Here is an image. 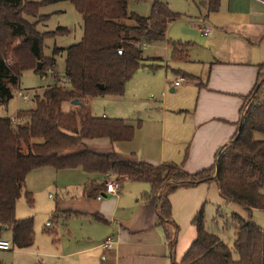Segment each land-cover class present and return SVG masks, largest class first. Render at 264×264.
<instances>
[{
  "label": "trees",
  "instance_id": "obj_1",
  "mask_svg": "<svg viewBox=\"0 0 264 264\" xmlns=\"http://www.w3.org/2000/svg\"><path fill=\"white\" fill-rule=\"evenodd\" d=\"M60 1L70 2L81 15L83 33L76 44L54 47L51 56L46 57L45 39L66 33L67 29L40 32L37 21L29 19L38 16L41 6ZM128 1L0 0V106L12 99L22 72L32 70L45 76L55 64V56H65L63 81L40 93L34 91L30 95L32 109L18 110L14 119L0 118V238L4 230H9L13 247L25 249L33 245V219H17L15 206L22 195L30 206L33 204L26 177L42 167L80 168L90 174H113L117 180L146 182L150 189L142 196L149 198L158 193L161 220L170 218L168 195L174 190L214 181L220 196L238 204L248 215L245 219L236 214L232 217L237 258L216 234L206 230L201 207L192 218L196 238L182 259L172 264H264V229L251 220L253 209L264 210V75L244 99L245 102L251 97L253 104L243 116V102L237 133L206 169L189 174L179 164L124 161L114 152L98 154L86 147L85 141L91 139L106 138L112 143L133 139L141 120L132 124L124 118L94 116L88 100L121 97L127 81L148 59L143 56L145 46L166 41L172 61L187 60L189 43L166 39L167 24L182 15L171 11L167 3L153 0L149 16H139L127 12ZM207 3L210 11L218 9L219 0ZM73 100L78 104L63 112L62 103ZM255 133L263 137L255 138ZM104 188L105 181L95 191L99 193ZM166 236L168 239L167 232ZM174 244V240L170 241L171 250Z\"/></svg>",
  "mask_w": 264,
  "mask_h": 264
},
{
  "label": "crops",
  "instance_id": "obj_2",
  "mask_svg": "<svg viewBox=\"0 0 264 264\" xmlns=\"http://www.w3.org/2000/svg\"><path fill=\"white\" fill-rule=\"evenodd\" d=\"M207 1L191 0L192 9L186 13L170 9L182 16L167 24L166 34L173 23L190 22V25L185 24L182 35L185 39L191 37L183 43H189L187 60H171L174 63L172 72L189 77L190 81L174 85L178 79L166 80L171 86L170 92H175V86H179L176 97L167 98L163 94L165 103L163 101L156 108V115L150 117L149 122L141 120L132 140L115 143L106 138L87 140L85 145L90 151L98 154L114 152L124 161H146L153 165L171 162L193 174L210 167L233 139L244 99L251 93L264 67V0H219L216 11L208 9ZM190 51H195L193 57L189 55ZM122 97L112 98L121 100ZM71 105L63 102L62 111L73 109ZM50 170L56 176L59 172H78V180L62 188L67 191L74 187L78 195L71 196L70 204L68 201L60 204L59 211L70 213L79 220L81 229L86 230H81L85 236L81 237L88 239L87 243L92 242L71 253L77 256L74 261L62 264L179 262L196 238L192 218L201 207L204 212L209 197L216 194L226 204H234L220 196L214 181L202 182L170 193V218L161 220L158 193L149 198L142 196L150 189L148 183L117 180L120 187L115 195L97 199L96 186L113 174H90L80 168L33 170L26 177V188H33L31 176L42 177ZM237 205L234 209H238L241 216L237 213L231 216L247 218V212ZM216 211L220 213L219 205ZM225 227H232L234 237V222L227 221ZM108 237H113V242L109 248L102 249L101 243ZM172 240L175 241L173 250L170 247ZM97 250H101L98 257L94 253ZM89 252H92L89 257H81Z\"/></svg>",
  "mask_w": 264,
  "mask_h": 264
},
{
  "label": "rangeland",
  "instance_id": "obj_3",
  "mask_svg": "<svg viewBox=\"0 0 264 264\" xmlns=\"http://www.w3.org/2000/svg\"><path fill=\"white\" fill-rule=\"evenodd\" d=\"M40 2L42 0H31ZM153 0H129L127 3V12L135 13L139 16H149L151 4ZM165 2L168 7L180 13H186L192 9L191 0H156ZM31 22L37 21L36 28L40 32H50L57 27H65L66 33L58 34L54 37H47L44 41L43 54L50 57L54 47L67 48L80 41L83 33L82 18L76 12L73 5L68 1H60L53 4L43 5L38 10V16L29 19ZM127 22L130 24V20ZM186 22V23H185ZM185 24L189 21L175 22L166 34V38L170 41L191 40V37L185 39L182 37L185 32ZM189 55L193 57L195 51H190ZM143 61L144 66H140L133 76L125 84V91L121 100H115L111 96L103 98H91L88 100L92 115L102 117L106 115L111 118H124L129 123H136L142 120L145 123L148 119L154 118L156 108L165 100L163 94L167 98L176 97L179 86H175L176 91L170 92V84L178 79L180 85L189 82V77H180L172 72L173 62L170 59V49L166 41H157L151 43L144 48ZM158 57L159 59L150 60L149 58ZM65 56L61 53L55 56V64L50 68L53 73L46 71V75L35 73L32 70L22 72L19 78L18 87L13 89V97L6 104L0 106V118H12L18 110L32 109L34 103L31 99L24 101L17 97V91L27 92L33 95L34 91H40L47 86L55 83L59 84L63 81L65 71ZM153 67H150V66ZM194 65V64H193ZM197 68V66H192ZM264 75V67L259 73V81ZM174 86V85H173ZM252 98L245 100L242 115L244 116L249 106L253 104ZM69 103V102H68ZM72 107V105H71ZM147 121V122H146ZM255 138L263 136L255 133ZM26 151V150H24ZM224 151V148L222 149ZM221 151V152H222ZM48 174L40 176H31L33 188L32 192L33 204L30 206L24 195L16 202L15 215L18 219L32 218L34 222V242L33 245L25 249H17L12 246L11 232L4 230L1 238L11 243L10 250H0V264H62L63 262H72L77 256L72 252L88 247L91 243H87L88 239L82 234L85 229H81L80 222L71 214L59 211V205L62 203L70 204L71 196L78 195V190L71 187L65 191L62 189L67 184H72L78 180V172H59V176L53 174L50 170ZM74 184V183H73ZM214 194L209 197L204 209L205 228L208 232L218 235L221 240L231 249L232 257L237 258V254L233 248V229L225 227V223L232 222L231 214L238 213V209H234V204H226ZM78 198V197H77ZM217 205L220 206V213H217ZM238 206V205H237ZM240 207V206H238ZM242 208V207H241ZM57 209V210H56ZM243 209V208H242ZM57 214L53 218V214ZM240 215V214H239ZM241 216V215H240ZM251 220L264 229V210L254 209L251 213ZM91 239H94L91 237ZM101 250H97L95 256L98 257ZM70 254V255H68ZM92 252L84 253L81 257H89Z\"/></svg>",
  "mask_w": 264,
  "mask_h": 264
},
{
  "label": "built area",
  "instance_id": "obj_4",
  "mask_svg": "<svg viewBox=\"0 0 264 264\" xmlns=\"http://www.w3.org/2000/svg\"><path fill=\"white\" fill-rule=\"evenodd\" d=\"M49 73H53L51 69L48 70ZM179 82L175 81L174 85H178ZM17 97L22 98L24 101H28L30 99V95L24 91H17ZM119 182L117 181L116 177L113 175H109L107 180L105 181V188L96 195L97 199H101L106 197L107 195H115L119 190ZM113 242V237H108L103 243H101L102 249H107L111 246ZM11 243L3 238H0V250H10Z\"/></svg>",
  "mask_w": 264,
  "mask_h": 264
},
{
  "label": "water",
  "instance_id": "obj_5",
  "mask_svg": "<svg viewBox=\"0 0 264 264\" xmlns=\"http://www.w3.org/2000/svg\"><path fill=\"white\" fill-rule=\"evenodd\" d=\"M99 88H103V86L102 85H100L99 86ZM71 103L73 104V105H77L78 104V100H73V101H71Z\"/></svg>",
  "mask_w": 264,
  "mask_h": 264
}]
</instances>
